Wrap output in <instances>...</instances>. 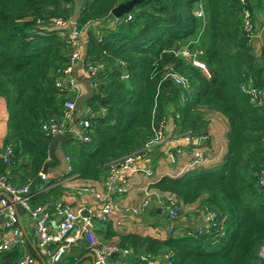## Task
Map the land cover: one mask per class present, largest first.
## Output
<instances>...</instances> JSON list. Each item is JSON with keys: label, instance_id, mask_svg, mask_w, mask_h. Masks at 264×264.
<instances>
[{"label": "trees", "instance_id": "obj_1", "mask_svg": "<svg viewBox=\"0 0 264 264\" xmlns=\"http://www.w3.org/2000/svg\"><path fill=\"white\" fill-rule=\"evenodd\" d=\"M124 1L0 0V97L8 111L3 148L13 149L11 161L0 155V177L11 176L13 185L28 184L30 192L43 182L38 173L53 136L41 125L62 119L66 93L55 87L54 73L68 62L71 48L65 39L73 25L85 34L84 61L104 65L94 79L101 88L72 119L75 124L89 121V140L60 144L70 157L71 173L84 185L101 180L123 157L144 156L155 147L156 129L161 121L166 126L168 115L179 134L197 139L207 136L209 112L227 119V151L220 166L163 176L148 186L162 198L175 197L182 207L197 204L214 211L225 234L218 239L210 234L164 239L122 234L117 248L138 254L125 263L148 264L145 255L157 259L164 254L162 264H264L258 256L264 245V187L257 184L264 170V101L258 104L242 89L251 85L264 98V0H201L203 17L194 11L199 0H140L122 15L131 19L118 25L110 11ZM76 2L79 10L68 25ZM245 11L261 33L257 40L243 28ZM51 19H63L67 26L54 28ZM184 47L201 49L209 78L179 55ZM66 178L50 179V187L31 199L32 206L53 212L52 203L66 191ZM25 250L41 264L29 242L22 251L0 252V264H17ZM72 261L67 257L61 264Z\"/></svg>", "mask_w": 264, "mask_h": 264}, {"label": "built area", "instance_id": "obj_2", "mask_svg": "<svg viewBox=\"0 0 264 264\" xmlns=\"http://www.w3.org/2000/svg\"><path fill=\"white\" fill-rule=\"evenodd\" d=\"M245 0H241L244 3ZM203 2L196 1L195 15L203 17ZM131 19V15L125 17L114 18L115 24H121ZM51 24L54 28L63 29L67 26L63 19H51ZM72 25L73 21H68V25ZM243 28L250 38L260 36V32L252 28L251 16L248 11H245L243 16ZM84 31L77 29L72 25L70 35L65 42L71 48V53L68 57V62L62 68H59L54 73V85L59 92L66 93V99L62 105V119L61 121L50 120L42 123L41 128L47 134L55 136L63 134L69 130L71 132V139H78L80 141H88V127L89 121L82 119L78 124L72 127H66L71 123L74 117V103L76 98L82 93V85L78 83L72 75L73 66L80 60L82 55V46L79 38H82ZM202 54L201 49L189 50L184 47L180 49L179 55L184 59L190 60L195 66H200L202 61L199 56ZM102 63H86L84 61L85 76L89 77L94 83L100 71L103 70ZM181 79L176 78L177 82ZM96 84V83H95ZM183 86L188 87L186 80L182 81ZM242 89L251 95V99H258L257 103L261 104L264 98L259 97L263 95L260 90L253 88L251 85L242 86ZM164 122L161 121L156 129L154 145L165 141ZM178 139L184 143H190L197 140L189 133H182L178 135ZM183 148H177L174 152L169 150L168 156H174L183 153ZM2 158L4 160H12L13 149L10 146L4 147ZM143 154H130L123 157L120 161L110 164L106 175L99 180L101 187L96 184L82 185L79 189L83 193L90 195L99 206L97 211H94L88 204H80L75 209L70 208L64 203L62 199L52 203L54 211L50 212L49 208L37 204L32 206L31 199L38 193L46 191L50 185L49 180L52 179L49 173L39 171L38 175L42 179L37 187L36 192L29 191V185H13L10 182L11 176L0 177V191L7 193L11 201L5 197L0 196V219L2 225L0 226V252L9 250H24L27 242L34 245L40 256L44 259L46 264H61L63 257L74 247L85 243V247L93 254V264H112L109 260L111 254L115 252H129L128 249H119L114 243H100L95 237V225L97 222L106 223L110 220L112 210L115 206L114 194H122L127 191V188L120 184L121 175L129 171L133 164L142 159ZM205 158V153L200 148H192L191 160L188 164V169L199 167ZM49 160V158H48ZM47 160V161H48ZM70 157H60V164L63 165L61 174H67V178L74 177L71 173ZM54 178V177H53ZM257 184L261 188L264 187V170L258 173ZM149 184L143 187V196L140 201L131 207V212L139 214L146 211L150 207H161L168 221L175 220L182 213V204L170 195L161 197L155 194L150 189ZM18 206L22 208L23 215L32 220V238H26L23 233L24 228L21 220V215L18 211ZM207 218L205 227L199 228L194 235L210 234L213 238L218 239L225 234V229L219 220H216V213L212 210H204ZM18 213V215H17ZM21 220L22 226L18 224ZM25 230V229H24ZM26 232V230H25ZM27 234V233H26ZM28 236V235H27ZM258 256L264 261V245L258 250ZM167 258V255H165ZM144 259L148 264H158L157 260L151 255H145ZM17 264H36L35 258L26 250L22 252V256ZM127 264V263H123Z\"/></svg>", "mask_w": 264, "mask_h": 264}, {"label": "crops", "instance_id": "obj_3", "mask_svg": "<svg viewBox=\"0 0 264 264\" xmlns=\"http://www.w3.org/2000/svg\"><path fill=\"white\" fill-rule=\"evenodd\" d=\"M113 21L111 16L109 21ZM82 39L85 41V34ZM257 40V39H256ZM256 51H259V43L254 42ZM202 73L209 78L210 74L206 64L202 61L200 66ZM80 75H86L84 69H79ZM95 84V83H93ZM83 92V88H82ZM85 106L82 105L78 113L84 112ZM209 125L207 136L198 138L190 143H184L178 139V132L174 127V123L170 115L166 118L165 123V141L151 147L147 150L142 159L136 161L129 171L124 172L120 177V184L127 188V191L122 194H114L115 206L112 210L110 220L106 224L97 222L95 225V237L100 243H118L119 236L126 233H138L142 235L152 236L158 239H164L169 236H188L193 235L199 228L205 227L207 218L205 211L197 204L183 205L181 215L175 220L168 221L165 212L161 207H150L146 211L139 214L131 212V207L136 205L143 196V187L149 183L159 180L163 176L178 177L189 171L188 164L191 160L192 148H200L205 153V158L198 167L199 169H207L218 167L224 162V156L227 151V119L219 112L212 111L208 114ZM8 122V111L4 100L0 97V155L3 152L4 137L6 134ZM183 148L184 152L170 158L168 152L171 149ZM58 155L64 156L60 146ZM63 165L49 169L50 177L58 178L61 175ZM66 191L62 195V200L72 209H75L80 204H88L94 211H97L99 206L97 202L87 193H83L79 187L86 184L84 181L76 177L68 178L63 182ZM98 187H101L100 181L95 182ZM21 215V220L28 237L32 238V220ZM2 220L0 219V226ZM114 234L109 238L105 237L108 233ZM91 252L85 247V243L72 248L62 259L65 263L67 257L72 258V264H93V259L90 257ZM138 254H134L132 250L124 253L122 251L115 252L110 255L109 260L112 264H123L126 258H136ZM141 259L143 257L139 255ZM39 259V257L37 256ZM158 264L166 259L165 255L156 256ZM62 262V263H63ZM41 263V262H40ZM37 264V263H36Z\"/></svg>", "mask_w": 264, "mask_h": 264}, {"label": "water", "instance_id": "obj_4", "mask_svg": "<svg viewBox=\"0 0 264 264\" xmlns=\"http://www.w3.org/2000/svg\"><path fill=\"white\" fill-rule=\"evenodd\" d=\"M140 0H126L117 6L113 7L110 11L111 15L114 18L121 17L126 12L130 11L132 7L139 3ZM79 10V3H75L74 12L71 18V21H75V16L77 15V12ZM82 46V55L80 60L73 66L72 68V75L75 78V80L82 85L83 92L76 98L74 103L75 111H79L83 104H85L90 98L94 96L96 91H98L101 88V84H93L91 79L85 75H80L78 73L79 69H82L84 66V57L86 55V43L82 38H79ZM178 50V46L174 47V51ZM75 124V121L71 122L69 127H72ZM71 132L69 130L65 131L63 134L55 135L53 136L50 147H49V160L46 161L43 165L42 171L44 173H47L49 169L55 168L60 165V156L58 155V148L60 144L65 143L69 140H71ZM0 196L5 197L8 201H11L10 196L0 191ZM18 215V213H17ZM18 224L22 226V222L19 218ZM23 233L25 234L26 238H28L24 228L22 227ZM31 244V243H30ZM33 250L35 251L36 255L39 257V260L41 264H46L44 259L40 256L37 249L34 247L33 244H31ZM90 257L94 259L93 254H90Z\"/></svg>", "mask_w": 264, "mask_h": 264}, {"label": "rangeland", "instance_id": "obj_5", "mask_svg": "<svg viewBox=\"0 0 264 264\" xmlns=\"http://www.w3.org/2000/svg\"><path fill=\"white\" fill-rule=\"evenodd\" d=\"M260 36H261V35H260ZM255 39H259V38H255ZM180 215H181V214H180ZM180 215H179V216H180ZM179 216H178V217H179ZM22 217H23V219H24V222H26V219L24 218L25 216H24L23 214H22Z\"/></svg>", "mask_w": 264, "mask_h": 264}, {"label": "clouds", "instance_id": "obj_6", "mask_svg": "<svg viewBox=\"0 0 264 264\" xmlns=\"http://www.w3.org/2000/svg\"><path fill=\"white\" fill-rule=\"evenodd\" d=\"M200 167V166H199ZM198 168V167H197Z\"/></svg>", "mask_w": 264, "mask_h": 264}]
</instances>
